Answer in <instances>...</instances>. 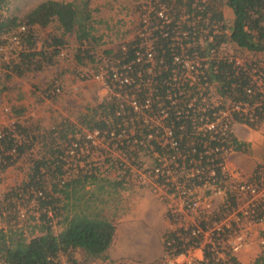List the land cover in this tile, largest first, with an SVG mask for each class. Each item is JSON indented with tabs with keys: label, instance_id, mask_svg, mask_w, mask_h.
Here are the masks:
<instances>
[{
	"label": "trees",
	"instance_id": "16d2710c",
	"mask_svg": "<svg viewBox=\"0 0 264 264\" xmlns=\"http://www.w3.org/2000/svg\"><path fill=\"white\" fill-rule=\"evenodd\" d=\"M9 1L0 0L1 7H5ZM212 1L215 3L216 0H205V2L176 0L174 2L175 5L170 11L172 20L168 25L169 31H173L177 21H182V26H178L176 31L167 37H163L159 31H156L154 72L152 75L145 76V70H143L144 78L150 77L156 89H166V84H163L164 80L170 79L176 70H180L174 56L182 54L181 43H175L171 37L184 30L193 36L196 30H194L192 21L199 19L197 16L200 15L202 19L207 20L201 29L209 30L204 34L197 30L195 46L190 49L189 54L193 55L196 52L194 56L199 54L200 58H205L201 63L203 66L205 64L208 66L204 68L201 75L202 82H207L208 86L214 85L220 96L219 103L214 109L207 107L206 113L212 116L216 111H223L228 114L232 122H240L253 128L259 127L264 121V65H261V60H252L242 65L236 61L235 57L231 59L229 56H221L220 49L229 45L237 53L239 51H249L253 55L264 53V0H226L225 3L222 1V4L228 5L234 14V19L229 26L224 22L222 10L214 8L216 5ZM88 2V0L80 2L44 0L22 17H12L1 13L0 45L4 42V36L16 33L20 25H25V31L18 32L22 40V50L18 59L5 61L0 53V68L7 70L6 76L15 74L38 77L48 68L60 67L62 61L57 60V55L60 49L67 44L68 35H74L80 43L87 40L89 44V38L96 41L98 37L91 32ZM156 2L160 0H154L151 4ZM182 7L186 8V12L181 11ZM183 13L188 15L187 20L180 19ZM52 22L57 23L58 33L41 34L40 31L45 30ZM216 25H218V33L213 32ZM210 34L215 37L212 42L208 36L205 38V35ZM201 36L203 42H201ZM137 43L136 40L127 43L126 51H122L124 46L122 45L118 49L117 59L126 54L128 57H124L126 59L123 61L132 60ZM182 44L185 45V42L183 41ZM185 47L189 48L186 45ZM90 51L92 50L86 51L78 48L74 50V58L81 62L84 59L82 53L88 55ZM106 52V54H112L114 51L108 49ZM95 56L97 55L94 52L87 58L94 61ZM253 70H256L254 75ZM56 81L59 80L55 78L49 81L42 92L52 88ZM196 87L197 85L188 87L192 93L191 96L196 93ZM191 96L183 97L179 115H177L175 106L166 101L165 106L170 113L166 124L172 129L173 137L179 143L183 158L179 159L178 164H174L173 168L184 173L183 176L188 180V184H200L203 175L196 174L195 177H187V174L198 168L196 164L190 165L189 160L199 161L198 153L203 149L201 139H204L211 149L226 146L229 141H232L234 147L236 145V149H241L243 144L236 139L233 132L229 134L231 137L229 140H223L225 137L217 134L211 135L210 132L201 131L199 132L201 136L196 134L190 116L196 114L198 108L202 111L206 105L191 108L193 110L182 109L190 101ZM158 110L156 108L154 112ZM188 111L190 114L187 113ZM133 115L134 109L130 104L124 100L120 102L115 96H111L110 99H105L92 108L87 107L78 121L63 117L59 121L54 120L48 127H43L40 125L42 120L38 116L31 124L16 121V128L22 136L19 141L10 134L5 135L3 139L0 138V155L3 157L0 170L9 165L16 166V164L23 169L24 167L20 165L22 161L25 164L28 163L29 168L26 180L20 187L21 193L15 191L16 194L12 193L11 197L15 195L17 204L28 203V207H31L30 203L34 202L36 206L38 205L36 210L40 213L38 217L32 216L28 219V224H34L31 225V234L34 235L40 231L30 239L25 238L24 234L18 230L9 229L8 232L3 228L0 229L1 264H63V260L66 264H81V261L75 257L77 249L84 252L87 261L107 258V250L113 241L116 225L114 220L107 215L105 205L108 206L110 203L108 199L120 196L122 189L127 187L124 183L125 179L119 178L118 174L114 177V173H119V169L122 170L124 167L125 175L129 177L130 167L132 169L136 161L131 159L132 157L148 156L153 159L151 165H161V161H158L159 157L154 153L167 156L173 152L169 145H161L157 140L151 143L154 146L152 148L143 137V134H146L145 128L140 127L136 130L137 124L135 127L125 125L126 119L129 120ZM4 130L8 132V129ZM93 130H99L101 135L107 132L108 137H115L112 147L113 144H117L114 151L119 153V157L113 160L114 157H109L106 153L107 156L102 163L89 162L93 164L90 167L78 166L77 153L80 158L83 154H85L83 158H87L92 151H95L94 148L99 147L91 145L87 153L76 150V154L73 155L70 153L72 144L76 142L84 145L87 141L85 131ZM77 134H80L81 138H78ZM133 146L136 147L133 149ZM193 148L197 152H193ZM12 149L15 150L16 156L7 154ZM99 150L105 152L104 148L96 151L100 152ZM123 152L132 162L134 161L133 166L121 159ZM204 157L207 156L204 155ZM203 158L202 163L206 164ZM116 164L119 167H116ZM262 165L258 164L255 170L260 184H263L259 179V170ZM176 166L178 167L175 168ZM187 169L191 170L187 171ZM128 181L133 182V180ZM235 202L236 200L233 204ZM9 205L8 209H0V215L4 212H13L14 218H20L16 203ZM226 210L223 209L221 212ZM55 224L61 226L58 232L54 231ZM204 258L205 260L200 264H243L237 257L217 260L216 255L208 250ZM251 264H264V249Z\"/></svg>",
	"mask_w": 264,
	"mask_h": 264
},
{
	"label": "built area",
	"instance_id": "2783aa9c",
	"mask_svg": "<svg viewBox=\"0 0 264 264\" xmlns=\"http://www.w3.org/2000/svg\"><path fill=\"white\" fill-rule=\"evenodd\" d=\"M202 1L205 2V0ZM145 9L146 16L142 17L140 23V32L136 40L138 42L136 44L137 49L132 60L123 61L126 59L124 57H128L125 54L122 58L105 60L100 73L90 74L87 71L79 73L83 80H88L92 76L97 79L98 77L105 78L113 87L116 86L119 88L118 90L123 91L122 94L130 98L129 104L134 109L135 122L141 124V128L146 129V134H143L146 142L151 145L154 140H157L161 145H169L173 152L167 158H174V164L177 165L178 160L182 158L181 149L179 143L173 137L172 129L166 124L170 113L163 102L169 101L179 113L183 97L192 95L188 87L198 84H201L202 87H210L207 82H202L203 77L201 75L206 64L203 66L201 63L199 67H195L202 73L198 72L195 81H193L192 78L182 75V72L192 69L189 56H185L184 52L177 54L174 58L179 64L180 70H176L170 79L164 80L163 84H166V89L162 90V93L157 94L155 89L153 91L154 94L151 93L146 96H142L141 91V97L138 96L141 88L145 86L148 89L155 87L150 77H144L152 75L154 72L156 31H159L163 37H167L171 36L177 27L181 25L177 21L174 30L172 32L169 31L168 25L171 23L170 10L162 2H156L153 5L149 3ZM1 13L2 7L0 5ZM197 18L201 19L202 17L198 15ZM24 31L25 25H20L16 33L4 36V42L0 45V53L3 60L18 59L22 50L20 33ZM213 32H219L217 26H214ZM190 34L185 30L182 33L177 32L176 35L171 37V40L175 43H181V45H183L184 41L185 45L189 47L192 45V40L196 38L195 34L194 37ZM207 36L210 42L215 38L213 34L205 35V38ZM83 45L84 47L86 46L85 43ZM190 49L192 48L189 47L186 50L190 51ZM126 50L125 44L122 51ZM90 54H93V51H90ZM189 55L193 57L192 54ZM67 57L68 47L64 45L57 55V60L63 61ZM143 70H145V76L143 75ZM252 72L255 73L256 70ZM140 78L142 80H139ZM61 89L60 82L56 81V84L47 91L46 96L53 98L61 93ZM134 92L138 93L137 96L132 94ZM195 102L200 103L198 107L206 106L201 112L190 116L194 132L199 136H201V133H199L201 131L210 132L211 135L217 134L220 137L224 136L223 140H229L232 126L236 122H232L228 114L223 111H216L212 116L206 113L207 107L214 109L217 105L210 101L209 90L203 92V89L197 87L196 93L190 97V101L182 109L193 108ZM156 108L159 109L158 112H154ZM187 113L190 114V111ZM12 128L8 132L4 129L0 130V138L3 139L5 135L10 134L18 141L22 139L19 131L14 130L16 127L13 125ZM85 132L87 143L100 144L101 141L99 143L96 141L101 136L99 130ZM200 143L203 144V149L198 153L199 163L195 165L198 168H195V170L187 169V171L191 170L187 177H195L196 174L204 176L202 179L200 178V184H188V180L183 176L184 173H180L173 167L165 165L164 160H160L161 165H151L148 162L136 160L131 169L139 171L141 169L148 177L151 188L159 193L161 198L165 197L162 188L166 191V198H168L166 215L169 218L170 225L167 227L164 236L163 264H200L201 261L205 260L204 254L206 250L213 252L217 260H229L230 257H237V254L249 243V226L254 223L264 222V175L259 178L263 183L260 184L257 178H244L241 174L231 170L227 164L229 155L233 152V145L230 141L228 145L214 149L209 148L204 139H201ZM83 146L73 142L70 153L73 154L76 150L84 151L87 149V147L82 149ZM192 150L197 152L195 148ZM7 154L14 155L15 150L12 149ZM154 154L160 158V155ZM204 155L207 157L203 158ZM202 158L206 160V164L202 163ZM190 160V165H194L195 161L190 162ZM81 166L83 167V165ZM218 198L222 202H217L216 200V205L214 200ZM235 200L236 202L233 204ZM256 203L259 205H256ZM223 209L227 210L221 212ZM19 215L25 217L24 212H19ZM185 217L187 219L190 217L189 220L194 222L192 223L193 225L190 227L189 225L181 228L175 227L176 223L183 222L180 219H185Z\"/></svg>",
	"mask_w": 264,
	"mask_h": 264
},
{
	"label": "rangeland",
	"instance_id": "374dc122",
	"mask_svg": "<svg viewBox=\"0 0 264 264\" xmlns=\"http://www.w3.org/2000/svg\"><path fill=\"white\" fill-rule=\"evenodd\" d=\"M44 0H10L5 7L2 8V13L7 16H12V17H22L25 15L28 11L33 9L37 4L42 2ZM67 2H80L83 0H63ZM88 6L90 8V14H91V25H92V30L91 32L93 35L98 37L99 35H115V37H112L111 40H106L107 43H110L112 45L113 53L112 54H106L105 50L103 47H100L99 45L101 44V39H96V41L92 40L89 38V44L87 40H84L83 43H80L77 41L76 37L74 35H68L67 36V47H68V57L62 61V64L60 67H54V68H48L44 70L42 73L36 76H31V75H22L18 76L15 74H10V76H6L7 70L1 69L0 68V130L2 129H13L12 126L14 125L16 127V121H19L21 123H28L31 124L36 119L38 116L41 118V126L43 127H48L51 122L54 120H61L63 117H69L73 120L78 121L79 117L83 115V113L86 111L87 107H93L94 105L102 102L105 99H110L111 96H115L117 99H119L120 102L123 100L126 101L129 104L130 98L127 97L126 95L122 94L123 91L118 90L119 88L116 86H112L108 81L105 80V78L98 77L95 78V76H92L88 80H83L80 77V73L83 71H87L88 73H100V70L102 66L105 64V60L116 58L119 56L118 54V49L127 43H130L131 41L137 40V35H139L140 32V23L142 20L143 16H146V5L149 3L151 4L152 1L154 0H88ZM184 1V0H183ZM222 1L225 3L226 0H216L214 3L216 6L214 8H219L222 10L224 14V22L228 24V26L231 24L232 20L234 19V14L233 11L230 9V7L225 5L224 3L222 4ZM170 11L172 7H174L176 0H167L163 1L160 0ZM145 11V12H144ZM181 11L186 12V8L181 9ZM184 14V13H183ZM170 18L171 17V12H170ZM180 19L187 20L188 15H183L180 17ZM232 19V20H231ZM231 20V21H230ZM111 22V25H107V22ZM180 23L182 21H179ZM203 23H207V20L205 19H196V21H192V25L194 27V34H198L197 30L202 32V34L207 33V29H201L203 26ZM182 24V23H181ZM106 25L108 27H106ZM208 25V24H207ZM182 26V25H180ZM218 27V25H216ZM174 30V29H173ZM108 31V32H107ZM41 34H55L58 33L57 30V23L52 22L51 24L48 25V27L45 30L40 31ZM184 32V31H182ZM178 32V33H182ZM108 33V34H107ZM193 34L192 37L195 35ZM116 35H127L123 37H118ZM201 42H203L202 36H201ZM86 44L84 47L83 44ZM180 44V43H179ZM177 44V45H179ZM175 45V44H173ZM173 45H170L173 47ZM176 46V45H175ZM195 46V40H192V45L189 47H194ZM88 50L91 49L93 53L95 52L97 56H95L94 61H92L90 58H87V56L91 55L88 53V55H85L86 53H82L84 57L83 62H79L74 58L75 52L74 50ZM117 49V50H116ZM181 52L185 54V56H189V61H190V71H185L182 72V75L184 77H189L192 78L193 81L196 79V74L202 73L198 68L205 58H200V55L197 54V56H194L196 52L193 53L191 57L189 55L188 48L186 47H180ZM187 49V50H186ZM193 49V48H192ZM220 54L221 56H229L231 59L236 58V61L238 63H241L242 65H245L248 62H251L252 60L255 61H260L261 60V65H264V53H258L256 55H253L252 52L249 51H239L237 53L233 47L229 45H225L223 49H220ZM102 57V59H100ZM260 65V64H259ZM260 65V66H261ZM202 66V65H201ZM208 65L206 64V67ZM195 69V70H193ZM80 72V73H79ZM254 75V73H253ZM57 78L60 82V85L62 87L61 93L53 98L47 97L45 92H42L44 87L47 86L48 82L51 80H54ZM197 87L199 89H203V92L205 90H209V97L210 101L214 103L215 105L219 103L220 96L218 95L216 91V87L214 85H210V87L206 86H201V84H198ZM196 87V89H197ZM155 87L151 88H141L138 96L141 97V91H142V96L150 95L153 93L155 90ZM129 92V90H127ZM156 94L160 93L162 90L156 89ZM132 92V90H131ZM133 95L137 94L134 92L132 93ZM54 99V100H53ZM165 101L163 104L165 105ZM200 103L195 102L194 108L198 107ZM201 111V108H198L196 112ZM177 115L179 113L177 112ZM136 119H134V116H131L125 121V125H132V127H135V124L138 125L136 130L140 128L141 124L135 122ZM240 124V122H237ZM235 123V124H237ZM232 126V132L234 134V125ZM241 127L245 126L250 128V130L255 131V135H257L255 142H260L264 144V121L260 123L259 127L253 128L250 127L246 124L241 123ZM131 132H133V128H131ZM14 130H17L15 128ZM40 132V131H39ZM252 131H247V134ZM41 133V132H40ZM245 135V134H244ZM235 136V135H234ZM78 138H81L80 134H77ZM115 139V137H108L107 132H104L101 136L97 138L96 141L98 143L100 142L99 145H94L93 143H84V146L82 149L87 147L83 152L87 153L89 150V146H96L99 148H104L105 152H97L99 148H92L95 151H92V153L87 157L83 158L85 154H83L82 158H80L79 153H77L79 161L78 166L83 165L86 167H90L93 164L90 163H97L100 162L102 163L103 160H105L107 154L109 157H114L113 160L116 157H119V153L117 151H114L115 146L117 145L116 143L113 144L112 147V141ZM238 140V139H237ZM177 141V140H176ZM194 142V141H193ZM192 142V143H193ZM232 144V141H230ZM195 143V142H194ZM243 143L241 149H236L233 146V152L236 151H247L248 148L245 142ZM233 145V144H232ZM40 147V145H38ZM133 146L132 148L134 149ZM153 148L154 146L151 145ZM108 150V151H107ZM81 151V150H80ZM79 151V152H80ZM77 151L73 153L76 154ZM93 152H95L93 154ZM232 152V153H233ZM230 153V155L232 154ZM188 154V153H187ZM228 158V161L230 159V156ZM16 156V153L13 155ZM262 156H264V146H262ZM167 156H160L158 161L164 160L166 163L165 165H169L170 167H174V158H167ZM15 158V157H14ZM13 158V159H14ZM26 158V155H25ZM12 159V160H13ZM70 160V158H68ZM123 161L128 162L130 166H133L134 161L132 162L131 159L139 160V161H145L148 162V164H152L153 162L152 158H149L148 156H138V157H132L129 159V157L126 155L125 152L122 153V158ZM128 159V160H127ZM3 161V157L0 155V162ZM195 160H190V162H193ZM21 162V161H20ZM76 162V161H75ZM199 161L196 160L195 164H198ZM229 162H227L228 164ZM28 164V163H27ZM23 163V161L20 163L24 168L21 169L18 164L15 165H9L8 167L2 168L0 170V209L5 210L10 207V203L13 205H17V208L20 213L24 212L25 217L20 216L14 218L13 212H4L3 215H0V229L3 228L4 231H8L9 229H12L13 231L18 230V232L23 233L25 238L30 239L37 233H40V231L36 232L34 235L31 234V225H34L33 223L28 224V219H31L32 216L38 217L39 212L36 210L38 208V205L36 206L35 203H30L31 207H28L27 204H17L18 201L14 196L11 197L12 193L19 192L21 193L20 187L22 186L21 184L26 180L27 173L29 171L28 165ZM260 164H263L259 170L260 176L264 175V158ZM76 165V163H75ZM116 167H119L118 164H116ZM124 169V167H122ZM119 169V173H114V177L116 174H118L119 178H124L125 181L124 183L127 185L126 188L122 189L127 190L129 187H143L148 189L151 192H155L153 188H151V185L148 181V177L142 170H129V177H127V174L125 175L124 170ZM256 170V169H255ZM237 173H240L236 170H234ZM140 172V173H139ZM241 174V173H240ZM245 175V174H244ZM141 176V177H140ZM243 176V175H242ZM246 176V175H245ZM257 173L254 171L253 175L246 176L250 179H256ZM129 178V179H128ZM128 180H133V182H129ZM129 185V186H128ZM163 189V195L165 197L161 198L160 194H158L159 200L164 204L166 207V213H167V204H168V198H166V191L164 188ZM16 194V193H15ZM169 195V194H168ZM123 195L120 193V196H114L109 200L108 206L105 205L106 213L108 216H110L115 224H119L118 222V214H119V207L122 203ZM34 201V199H33ZM171 202V201H170ZM178 202V201H176ZM205 202V201H204ZM256 205H259L256 203ZM14 208V206H13ZM49 214H51L49 212ZM194 218V216H193ZM190 217L187 219L181 218L180 220L183 222H178L176 223L175 227H183V226H188L193 225L190 222ZM195 220V219H194ZM57 219L55 220V222ZM170 225L169 218L166 215V228ZM133 234L134 238L132 241H128L125 245H122L119 241L118 236L116 237V240H114L112 246L109 247L107 250V258L104 260L97 259V260H92V261H87L84 256V252L77 249L75 252V257L81 261V264H163L162 261V256L164 253V247H165V232L162 237L163 240V251L161 256L159 257L158 261L154 260L153 263L148 262V254L141 256L137 254L132 248L135 246H140L145 249L146 252H154L159 245H156L155 247L152 246L153 244L151 243V240H145V236L147 232L145 230H142L143 226H138L134 225L133 226ZM61 230V226L58 224L54 225V231L58 232ZM253 231H257L258 234L257 236L253 237L251 233L250 241L253 242V245L256 247L257 251L259 253L262 252L264 249V234L260 228L253 227ZM9 232V231H8ZM249 232V229H248ZM150 236L154 240V235L149 232ZM145 240V242H144ZM138 244V245H137ZM249 244V243H248ZM127 245V247H125ZM125 249V250H124ZM134 252V254H133ZM133 254V255H132ZM63 260V263H66V261Z\"/></svg>",
	"mask_w": 264,
	"mask_h": 264
},
{
	"label": "crops",
	"instance_id": "0c3cea01",
	"mask_svg": "<svg viewBox=\"0 0 264 264\" xmlns=\"http://www.w3.org/2000/svg\"><path fill=\"white\" fill-rule=\"evenodd\" d=\"M106 22L107 25H111V22ZM107 25L106 27H108ZM116 36L123 37L127 35ZM112 37H115V35L102 34L98 36V39H101V44L99 46L103 47V49L101 50H105L106 52L108 49L113 48L110 43L106 42V40H111ZM240 124L237 123L234 125V135L239 142H245L244 144H246L248 150H239L233 152L230 155L231 157L228 161V166L231 170H236L240 172L244 178H248L246 176L253 175L258 164H260L264 158V156H262V146H264V144L258 141L255 142L257 135H255L254 130H250V128L245 126L241 127ZM247 131L252 132H249L247 134ZM236 175L238 176V174ZM121 194L123 195V199L118 209L119 214L117 215L119 217L118 222L120 223L115 224L116 228L112 243L114 242V240H116V237L118 236L120 243L122 245H125L126 243H128V241H132L134 238V234L132 232L134 228L133 226H143V228L141 229L147 232L145 240H151V243L153 244L152 246L154 247L156 245L159 246L154 252L150 253L145 251V247L142 248L140 246H136V248L134 246L132 250H134L137 254L141 256L148 254L149 256L147 260L149 263H153L155 259L158 261L163 251L162 237L166 228V207L159 200L157 193H153L143 187L131 186L127 190H122ZM216 200L217 202H222V200L219 198L215 199L214 202L216 205ZM256 226L260 228L263 231L261 233L264 234V222L254 223L249 226V244L237 254V259L243 264L253 263L256 257H258V255L260 254L259 251H257L256 247L253 245V242L250 241L251 233L253 237L257 236L258 234L257 231L252 232L253 227ZM149 232L154 235V240L150 236ZM125 247H127V245Z\"/></svg>",
	"mask_w": 264,
	"mask_h": 264
}]
</instances>
